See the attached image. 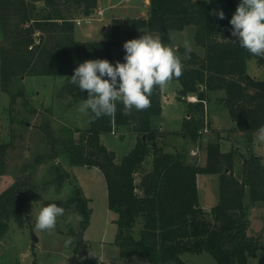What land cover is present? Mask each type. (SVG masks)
Masks as SVG:
<instances>
[{"label":"trees","instance_id":"obj_1","mask_svg":"<svg viewBox=\"0 0 264 264\" xmlns=\"http://www.w3.org/2000/svg\"><path fill=\"white\" fill-rule=\"evenodd\" d=\"M39 0H34V2ZM47 7L42 16H32L33 4L28 0H0L4 45L0 53V77L6 87L17 75H72L75 67L86 59L107 58L115 64L123 61L124 50L117 49L112 39L77 41L73 37L74 12L89 16L98 0H42ZM146 18L131 19L134 27L155 32L164 42L171 31L195 26V44L203 55L185 48L182 54V75L173 77L180 83L179 93L196 94L188 102L181 130L169 132L197 142L205 127L204 102L208 92L223 91L217 98L228 111L234 124L231 129L242 132L248 141L264 125V77L256 79L247 72V60L255 59L264 68V57L251 54L234 42L229 20L214 15L206 0H149ZM14 20L11 25L10 22ZM52 42H50V41ZM117 49V50H116ZM201 85V89H198ZM161 113V87L154 86L150 106L131 109L117 102L112 116L93 118L89 125L76 129L64 139L54 141V156L66 152L71 165L98 167L105 179L107 207L116 214L114 223L121 258L144 256L150 264H191L181 258L184 253H207L217 264H249V258L264 251L261 235L249 232L247 218L251 205L264 202V164L250 148L248 155L237 147L221 150L220 138L206 143L205 163L188 162L180 150L166 152L158 145L169 134L153 124ZM128 127L136 135L132 148L118 161L114 152L100 141L102 133ZM78 133V138H74ZM7 143H0V174L5 167ZM241 156L240 178L233 171L234 158ZM61 185L67 172L54 165ZM218 175V200L206 209L199 202L196 176ZM136 175H139L136 176ZM138 177V178H137ZM25 179H17L0 192V239L9 222L23 224L26 204ZM79 186L65 200H50L65 210L74 206L81 227L88 225V198ZM80 264H96V258H83ZM264 264V263H263Z\"/></svg>","mask_w":264,"mask_h":264},{"label":"rangeland","instance_id":"obj_2","mask_svg":"<svg viewBox=\"0 0 264 264\" xmlns=\"http://www.w3.org/2000/svg\"><path fill=\"white\" fill-rule=\"evenodd\" d=\"M206 1L213 10L222 9L231 14L240 2ZM28 2L33 4L32 16H42L47 10L42 0ZM148 10L146 0H110V4L107 0H98L96 8L89 15L92 18L89 23L84 20L85 15L74 12L73 37L77 41L112 39L117 49L124 50L123 43L128 39L137 38L144 33L158 36L147 28L134 27L130 21L146 18ZM13 22L14 20L10 24ZM2 26L3 21L0 20V53L4 45ZM194 33L195 26L188 25L183 30L171 31L170 41L163 42L173 48L180 58L182 54L178 49L184 47L185 39L191 42L195 52L202 53L203 48L195 44ZM248 67L250 75L256 79L263 78L264 68L256 66L254 59L249 60ZM70 76L17 75L11 77L6 87H3L0 77V143H7L9 146L5 155L4 171L0 174V192L17 179L22 178L26 182L24 222L21 226L13 220L9 222L7 232L0 239V264H80L81 259L93 257L96 258V264H150L144 256L133 255L125 259L120 257L114 243L116 214L107 207V188L102 171L95 166L71 165L66 152L54 156V141L68 136L69 129L71 133L89 125L88 114L79 111L88 93L80 90L78 85L70 83L67 79ZM179 88L180 83L173 79L161 87L165 104L159 117L153 120V124L156 127L158 125L159 129L162 125L166 130H178L186 115L188 102L197 100L194 92L181 94ZM208 95L209 102L205 101L203 104L207 113L206 116L204 114L205 127L199 141L194 142L188 137L182 138L169 132L172 135L167 138L169 134H166L162 137L164 140L159 141L164 142L167 150L184 151L188 162L204 164L206 143L220 138L221 150L229 151L232 147H237L239 153L248 155V150L251 149L264 164V142L257 139V133L252 134L248 141L242 132L232 131L234 124L232 125L228 111L217 101L222 94L216 91ZM167 98L169 102H166ZM212 113L216 124H213ZM73 136L77 139L79 135L74 133ZM100 141L114 152L118 162L130 150L132 142L135 143L136 135L130 128L120 126L114 132L102 133ZM242 155L237 154L234 158L233 171L238 178ZM54 165H58L62 172L68 174L61 185L56 180L58 174L54 171ZM75 186H79L81 195L88 198L91 210L88 225L83 230L85 253L82 258L78 256L81 223L74 206L57 218L54 229L41 230L36 227V217L44 203L65 200L74 192ZM198 189L203 208L206 203L217 202L218 175L201 174ZM245 204L249 207L248 230L252 234L260 233L261 244L264 246V202L251 205L246 194ZM181 258L191 264H217L205 252L184 253ZM263 263L264 251H258L256 257L249 258V264Z\"/></svg>","mask_w":264,"mask_h":264},{"label":"clouds","instance_id":"obj_3","mask_svg":"<svg viewBox=\"0 0 264 264\" xmlns=\"http://www.w3.org/2000/svg\"><path fill=\"white\" fill-rule=\"evenodd\" d=\"M213 14L221 20L225 18L222 9L214 10ZM229 23L234 42L251 54L264 57V0H240ZM183 46L186 55H190L191 42L185 39ZM123 48V61L117 60L113 64L107 58L86 59L67 78L88 93L79 107L80 112L94 114L93 118L112 116L117 102L124 105L126 114L133 108L146 109L150 106L154 86L164 87L173 77L182 75L180 56L159 36L144 33L126 40ZM257 139L264 142V125L257 129ZM64 212L65 209L55 202L41 207L36 227L54 229L57 218Z\"/></svg>","mask_w":264,"mask_h":264},{"label":"crops","instance_id":"obj_4","mask_svg":"<svg viewBox=\"0 0 264 264\" xmlns=\"http://www.w3.org/2000/svg\"><path fill=\"white\" fill-rule=\"evenodd\" d=\"M147 1V4L149 3V0H146ZM182 47V46H181ZM184 48V47H183ZM199 48H201V47H199ZM192 51H194L193 49H192ZM195 52V51H194ZM197 53V52H196ZM197 54H199V55H203V51H202V53L200 52H198ZM253 59V58H252ZM252 59H249V60H252ZM249 60H247V72L248 73H250L249 71H248V64H249ZM255 60V59H254ZM255 63H256V61H255ZM256 66H259V65H257V63H256ZM262 67V66H261ZM263 77H264V75H263ZM213 92H216V91H210L208 94H210V93H213ZM221 94H222V96H223V94H224V92L223 91H219ZM164 95L163 94H161V109H162V107H163V104H165V102H164V97H163ZM169 99H170V97L169 96H167ZM208 97H209V95H208ZM168 98H167V100H166V102H169L168 101ZM190 100H192L193 101V99H190ZM206 102H209V100H207ZM212 121H213V124H216V120L214 119V115H213V113H212ZM161 124L159 123V126H160ZM232 125H233V122H232ZM160 128L162 129V130H165V131H168V132H178V131H180L181 130V127L178 129V130H166V129H163V127H162V125L160 126ZM160 129V130H161ZM170 135H172V134H169V135H167V138L170 136ZM178 135V134H177ZM179 136H181V135H179ZM182 138H185L184 136H181ZM160 140H164V138H160ZM159 143H160V146H162V148H163V150L164 151H166V152H173V151H175V149L173 150H167L166 148H165V145L162 143V142H160L159 141ZM134 145V141L132 142V145H131V147L129 148V149H131L132 148V146ZM107 147V146H106ZM222 151H227V150H222ZM128 152V151H127ZM184 152V151H183ZM185 153V152H184ZM205 157H206V155H205ZM116 159V158H115ZM116 161V160H115ZM205 163V162H204ZM200 165H203V164H200ZM200 175L201 174H198L197 176H196V182H197V189H198V187H199V178H200ZM198 195H199V189H198ZM199 202H200V204H201V201H200V199H199ZM216 203V202H215ZM214 203V204H215ZM213 203H206V205H203V206H205L204 208H210L211 206H213L214 205Z\"/></svg>","mask_w":264,"mask_h":264},{"label":"water","instance_id":"obj_5","mask_svg":"<svg viewBox=\"0 0 264 264\" xmlns=\"http://www.w3.org/2000/svg\"><path fill=\"white\" fill-rule=\"evenodd\" d=\"M107 3L110 4V0H107ZM201 86H198V88H200ZM83 230L84 228L81 227L80 231H79V234H78V248H79V252H78V256L80 258L83 257L84 253H85V249L83 247V239H82V236H83ZM35 240V236L33 238Z\"/></svg>","mask_w":264,"mask_h":264},{"label":"built area","instance_id":"obj_6","mask_svg":"<svg viewBox=\"0 0 264 264\" xmlns=\"http://www.w3.org/2000/svg\"><path fill=\"white\" fill-rule=\"evenodd\" d=\"M91 16H85L84 17V20L87 22V23H89L90 21H91ZM195 99V98H194ZM196 100V99H195Z\"/></svg>","mask_w":264,"mask_h":264}]
</instances>
